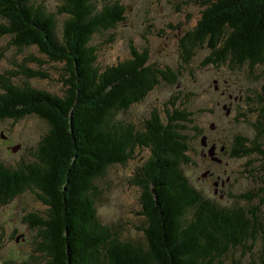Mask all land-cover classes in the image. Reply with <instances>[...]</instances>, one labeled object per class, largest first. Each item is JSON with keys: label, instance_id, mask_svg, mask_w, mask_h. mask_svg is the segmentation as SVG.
I'll list each match as a JSON object with an SVG mask.
<instances>
[{"label": "trees", "instance_id": "obj_1", "mask_svg": "<svg viewBox=\"0 0 264 264\" xmlns=\"http://www.w3.org/2000/svg\"><path fill=\"white\" fill-rule=\"evenodd\" d=\"M64 1L57 13H67L69 18L59 38L56 13L31 0H0V16L9 22L0 23V38L12 35V43L19 48L37 47L59 65L55 69L64 87L60 94L33 85L30 79H51L50 72L41 67L48 60L36 54L25 56L15 70L0 74V119L35 115L49 124L36 161L12 168L0 156V206L28 190L37 192L50 206L48 218L31 212L25 218L33 227L42 228L48 264H245L247 256L253 261L249 264H264L263 251L257 252L264 242L260 205H220L188 179L184 166L192 158L187 131L201 132L197 126L191 128L195 111L175 105L164 115L154 109L142 127L116 118L143 102L163 80L175 83L178 71L155 65L148 48L134 46L129 58L100 67L93 36L124 22L127 8L117 1L98 11L93 0ZM202 4L205 8L196 26L180 38L186 61L198 48L209 47L212 51L205 63L248 65L254 74L258 65H264V0H206ZM21 76V81L15 80ZM214 82L218 90L219 80ZM262 89L256 101L260 106L257 136L249 144L247 137L237 135L229 152L226 146L219 147L224 154H256L264 162ZM222 94L234 96L224 88ZM223 106L228 115L232 107ZM210 129L216 130L215 123ZM203 136L208 144L210 139L202 135L204 149L208 144H203ZM9 143L11 151L21 147ZM213 147L205 149L210 157ZM138 148L150 151L133 178L142 191L141 214L148 219L142 227L146 243L124 240L112 226L101 223L96 200L97 180L113 164L129 163ZM239 196L262 205L264 185Z\"/></svg>", "mask_w": 264, "mask_h": 264}, {"label": "rangeland", "instance_id": "obj_2", "mask_svg": "<svg viewBox=\"0 0 264 264\" xmlns=\"http://www.w3.org/2000/svg\"><path fill=\"white\" fill-rule=\"evenodd\" d=\"M122 3L126 8L127 19L119 22L112 29L97 31L93 36L97 48L98 64L107 67L131 56V47L148 48L151 60L157 66L171 67L178 71V80L159 83L143 102L136 103L130 109L117 115V120L129 122L142 127L144 119L149 118L152 110L157 109L165 115L166 109L187 107L195 111V122L187 131L190 135V156L192 161L184 166L189 181L202 190L208 197L220 205H260L259 200L242 199L240 193L253 192L264 184V162L262 157L253 154L251 157H235L232 153L224 154L235 145L237 135H244L252 144L257 136L256 118L260 106L256 102L263 92L264 65H258L251 73L248 65L237 68L230 63H205L211 55L209 47L198 48L191 60L186 61L181 51L180 38L188 29L196 26L206 0H93L98 11L114 2ZM32 4L43 6L46 11L57 14V31L61 38L64 22L69 18L67 13H57L64 0H31ZM0 23L8 24L4 16ZM12 35L0 38V74L16 69L25 56L36 54L38 58L48 60L41 67L47 69L51 79H30L33 85L48 89L54 93H62L64 87L55 67L59 66L37 47L19 48L15 46ZM38 67V65L36 64ZM254 75L253 77H251ZM23 77L15 80L21 81ZM219 80V89L215 90L214 80ZM227 89L236 98L222 94ZM172 102V103H170ZM220 102V103H219ZM175 103V104H174ZM232 107L227 115L223 104ZM215 123L216 130L210 129ZM49 124L35 115H28L18 120L0 119V156L10 167L17 168L37 160V148L42 137L47 134ZM6 134V138L3 134ZM208 135L211 142H218L217 150L223 164L213 162L202 153L201 137ZM264 143V138L261 139ZM21 147L11 151L10 143ZM207 150V148H206ZM147 149H137L133 159L126 164H113L102 175L97 184L99 194L96 197L101 223L112 226L124 240L143 241L146 243L145 232L148 219L141 214V187L133 182L134 176L149 156ZM211 169L215 177L220 175L217 184L202 178V174ZM214 179V180H215ZM224 182V183H223ZM219 187V191L216 188ZM217 191V192H216ZM40 192V190L38 191ZM37 193V192H36ZM32 190L19 195L10 204L0 206V264L13 261L17 264H48L50 256L46 251V239L42 236V228L33 227L26 216L31 213L49 217V205ZM20 239V240H18ZM264 253V242H260L257 252ZM258 255V253H257ZM245 264L252 261L251 256L245 257Z\"/></svg>", "mask_w": 264, "mask_h": 264}, {"label": "flooded vegetation", "instance_id": "obj_3", "mask_svg": "<svg viewBox=\"0 0 264 264\" xmlns=\"http://www.w3.org/2000/svg\"><path fill=\"white\" fill-rule=\"evenodd\" d=\"M225 93V92H224ZM217 142H210V140H209V144H208V147H210L211 145H215L216 146V148H215V152H214V155L212 156L213 157V159H212V157H210V155L207 153V151H205V149L207 148V150H208V147H206V148H204L203 150H202V152H203V156L204 157H209V159L210 160H212L213 162H216V163H219L220 165H222L223 164V161L224 160H222L221 159V157H219V151L217 150ZM205 178L206 179H208V180H213L215 183H218V179H220L221 177H220V175H218V176H216L218 179L217 180H214L216 177H215V171L214 170H211V169H207L206 170V172H205ZM224 183V182H223ZM218 190H219V188H218Z\"/></svg>", "mask_w": 264, "mask_h": 264}, {"label": "water", "instance_id": "obj_4", "mask_svg": "<svg viewBox=\"0 0 264 264\" xmlns=\"http://www.w3.org/2000/svg\"><path fill=\"white\" fill-rule=\"evenodd\" d=\"M229 112H230V109L227 111V113L229 114ZM202 141H203V144H204V145L208 144V142H207V141H208L207 136H203ZM18 147H19V146L14 147L13 150H14V151H17ZM214 152H215V147H213V148L210 149V154H211V155H214Z\"/></svg>", "mask_w": 264, "mask_h": 264}]
</instances>
